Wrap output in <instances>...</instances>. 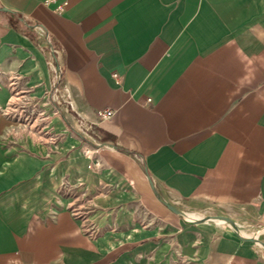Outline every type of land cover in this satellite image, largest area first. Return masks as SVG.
I'll use <instances>...</instances> for the list:
<instances>
[{
  "label": "crops",
  "instance_id": "crops-1",
  "mask_svg": "<svg viewBox=\"0 0 264 264\" xmlns=\"http://www.w3.org/2000/svg\"><path fill=\"white\" fill-rule=\"evenodd\" d=\"M262 228L264 0H0V264H264Z\"/></svg>",
  "mask_w": 264,
  "mask_h": 264
},
{
  "label": "bare ground",
  "instance_id": "bare-ground-1",
  "mask_svg": "<svg viewBox=\"0 0 264 264\" xmlns=\"http://www.w3.org/2000/svg\"><path fill=\"white\" fill-rule=\"evenodd\" d=\"M184 213V212H183ZM203 219H217V220H221V221H225V223L227 222V223H229L232 227H233V229H235V230H238V228H237V225H236V223H235V221L233 220V219H231L230 217H228V216H225V215H212V216H204V217H198L197 218V220H203ZM196 222H198V221H196ZM243 230V229H242ZM241 230H239V232H240ZM261 231H264V228H262V229H260V230H258L257 231V233H261ZM241 234V233H240ZM254 235V234H253ZM241 236H243L242 234H241ZM257 237V236H256ZM253 240H257V239H253Z\"/></svg>",
  "mask_w": 264,
  "mask_h": 264
},
{
  "label": "rangeland",
  "instance_id": "rangeland-1",
  "mask_svg": "<svg viewBox=\"0 0 264 264\" xmlns=\"http://www.w3.org/2000/svg\"><path fill=\"white\" fill-rule=\"evenodd\" d=\"M75 125H77V127L79 128V129H81V131H85V129H83L82 130V125L81 124H78V122H76V124ZM201 213H207V215L209 214V212H208V208L207 209H203V211H200ZM202 215V214H201ZM213 215V214H212ZM231 218V217H230ZM231 219H233V220H235V218L233 217V218H231ZM236 221V220H235ZM252 230L253 231H255V230H257V228H252ZM193 261H194V258H188V257H185V256H183V255H180V257L177 259V260H175V261H171L169 264H192L193 263Z\"/></svg>",
  "mask_w": 264,
  "mask_h": 264
},
{
  "label": "built area",
  "instance_id": "built-area-1",
  "mask_svg": "<svg viewBox=\"0 0 264 264\" xmlns=\"http://www.w3.org/2000/svg\"><path fill=\"white\" fill-rule=\"evenodd\" d=\"M50 1V0H47ZM115 113V110L112 108H105V109H99L98 110V115L101 116L102 118H109L113 116Z\"/></svg>",
  "mask_w": 264,
  "mask_h": 264
}]
</instances>
